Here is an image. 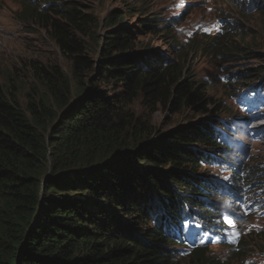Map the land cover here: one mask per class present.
Returning a JSON list of instances; mask_svg holds the SVG:
<instances>
[{
  "label": "trees",
  "instance_id": "obj_1",
  "mask_svg": "<svg viewBox=\"0 0 264 264\" xmlns=\"http://www.w3.org/2000/svg\"><path fill=\"white\" fill-rule=\"evenodd\" d=\"M20 1L21 15L45 23L81 79L72 89L70 77L54 67L58 83L47 84L48 96L29 95L25 109L0 81V264H180L176 253L167 252L170 243L185 245L176 238L183 229L177 228L169 242L165 217L173 220L183 193L199 200L203 189L213 186L197 171L219 165L212 122L228 108L209 96L208 81L187 67L186 55L193 47L200 53L215 50L220 60L232 57L235 40L242 37L240 23L226 17L225 29L214 37L170 43L179 56L170 58L137 45L136 30L163 35L171 25L148 2L126 1L122 10L99 20L74 0ZM129 16H137L138 23H128ZM100 27L96 69L88 46ZM222 77L233 83L238 75ZM107 82L120 90L110 94L101 86ZM141 95L151 103L171 101L174 109L215 115L147 142L152 131L121 105ZM254 167L243 172L252 181L258 178L255 185L263 173L251 172ZM164 211L159 219L156 213ZM175 214L181 224L189 217L185 208ZM255 250L264 249L244 242L233 258L247 264L244 259ZM190 254L194 264H221L200 247Z\"/></svg>",
  "mask_w": 264,
  "mask_h": 264
},
{
  "label": "rangeland",
  "instance_id": "obj_2",
  "mask_svg": "<svg viewBox=\"0 0 264 264\" xmlns=\"http://www.w3.org/2000/svg\"><path fill=\"white\" fill-rule=\"evenodd\" d=\"M57 3L59 0H52ZM135 3L138 0H74L79 2L80 7L87 13L92 14L99 20H104L108 13L114 9H121L124 7V2ZM253 0H139L151 11L163 16L165 19H170L173 24L167 27L163 35L145 34L142 31L136 30L137 45L141 48H150L152 51L164 53V56L170 58H178V51L171 45H190V40L204 35L213 37L221 28L220 19L224 17H232L236 23H240L238 31L242 37L235 40L238 45V50H233L227 57L218 59L215 55V50L209 51L206 49L205 53H200L193 47L186 55L185 63L190 67L194 74L199 78L206 80L209 77V96L213 100L221 102L223 106H227L226 110L220 111V116L225 117L226 112L230 110L232 113L240 112L239 104L244 103L246 92H237L233 89L234 95L231 96L232 88L249 87V83L258 79L262 74L264 75V0H259L262 6H256L252 3ZM23 5L20 0H0V81L9 87V90L16 93L23 108L27 106L29 95L39 99L43 96H48L47 84L58 83L59 79L55 73L52 74L53 68H58L62 73H65L71 79L72 89L79 86V79L72 73V61L65 55L57 45L52 37L50 29L42 21L32 19L30 14L27 17L21 15ZM126 21L130 24H137V16L126 17ZM239 25V24H237ZM104 28L100 27L95 33V38L91 45L89 44V57L96 63L95 68L98 69L99 53L103 39ZM192 38V39H191ZM83 39L90 40V38L83 37ZM205 40V39H204ZM190 47V46H189ZM188 47V48H189ZM187 48V46H184ZM246 52H248L246 54ZM250 58V59H249ZM228 60V62H226ZM257 71L256 73L254 71ZM238 75L235 82L231 83L223 80L222 76L229 74ZM97 72L95 71L96 75ZM62 76V75H60ZM253 76H257L254 78ZM253 77V78H252ZM102 87L106 88L110 94L120 90L119 87L114 86L112 82L103 83ZM116 87V88H115ZM77 98L74 96L73 100ZM125 110L131 115L133 120L140 121L146 127V130H151L152 135L148 137L147 142L159 139L166 136L168 132L177 129L189 122H198L210 116L215 115V112L210 110L206 114H198L194 109L188 107L182 109H174L172 102H149L144 95L135 98L132 97L129 102L121 104ZM211 108H213L211 106ZM231 115V113H229ZM250 156L254 158L248 161L246 158L241 157L238 161L247 166H257L260 168H253L252 172L262 171L261 186L264 187V142L252 146L249 150ZM131 155V151L127 154ZM227 160H231L227 158ZM143 167V166H142ZM48 172H50L48 170ZM198 174L206 175V177L220 178V183L227 180L228 174L225 169H216L210 165H202L197 171ZM258 180L255 179V181ZM260 195L259 191L256 190ZM186 194V193H183ZM203 195H205L203 193ZM261 196V195H260ZM159 197H156L155 203L158 202ZM165 199L164 201H166ZM180 207L175 211H180L186 203L189 204H202L204 200H197L196 198H180ZM167 211L156 213L158 218L161 219ZM127 219V218H125ZM262 223L264 217L261 218ZM169 216L165 217V226ZM218 222L227 223L220 216L216 218ZM123 221V220H122ZM237 225L236 228H239ZM246 242L254 243L258 248L264 249V236L259 234L249 235L243 240ZM178 243H170L168 245V254H177V251L182 253L181 258L176 256V260L180 264H194L191 262V254H184L188 248ZM185 251V252H184ZM264 250H255L254 256H258ZM206 254L210 257L215 256L221 264H238L236 258H233L235 252L228 250L222 246H216L206 249ZM250 255V256H251ZM257 264H264V257L259 256L255 259ZM196 264H202L197 262Z\"/></svg>",
  "mask_w": 264,
  "mask_h": 264
},
{
  "label": "clouds",
  "instance_id": "obj_3",
  "mask_svg": "<svg viewBox=\"0 0 264 264\" xmlns=\"http://www.w3.org/2000/svg\"><path fill=\"white\" fill-rule=\"evenodd\" d=\"M224 18H226V17H224ZM224 18H221L220 19V21L221 20H223ZM232 18V17H231ZM230 17L228 18V19H231ZM168 21H169V23L171 24V25H174L173 23L174 22H172L170 19H167ZM172 22V23H171ZM224 29H225V23H224ZM214 37V36H213ZM191 41V40H190ZM262 76V74L258 77V79L260 78ZM238 112V111H237ZM237 112H235V113H237ZM231 114H233V113H231ZM220 147V146H219ZM219 147H218V149H219ZM196 205H200V204H196ZM168 215V214H167ZM180 217V216H179ZM182 218V217H181ZM177 217H176V214H175V212H174V218H173V220H171V218L169 217V222H168V224H167V226H165V225H163V227H164V229L166 230L165 232L167 233V235H168V239H169V242L170 241H172V239L174 238V235L176 234L175 233V231H176V229H177V227L179 228V227H181V223H179L177 220ZM182 222V221H181ZM263 231V230H262ZM262 231H258V232H255V231H252L251 233H253V234H249V235H255V234H260V233H262ZM248 235V231L246 232V233H243L242 235H240V238H239V240L237 241V245H238V247H241V245L245 242V241H243L244 239H245V237H248L249 236ZM201 241H199V242H197L196 243V246H199V245H201ZM200 247V246H199ZM200 248H202V247H200ZM208 248H212V246H206L205 248H203V250H205L206 251V249H208ZM236 253V252H235ZM254 253V252H253ZM252 253V254H253ZM264 252H261V254L260 255H262ZM177 255L179 256V258H181V257H183L182 256V253L180 252V251H177ZM207 255V254H206ZM260 255H258V256H260ZM207 256H209V255H207ZM252 257H258V256H254V255H251ZM251 256H249V257H251ZM210 258H212L213 260H215V261H217L218 263H220L217 259H216V257L215 256H212V257H210ZM248 258V257H247ZM246 258V259H247ZM246 259H244V261H246ZM243 261V262H244Z\"/></svg>",
  "mask_w": 264,
  "mask_h": 264
},
{
  "label": "bare ground",
  "instance_id": "obj_4",
  "mask_svg": "<svg viewBox=\"0 0 264 264\" xmlns=\"http://www.w3.org/2000/svg\"><path fill=\"white\" fill-rule=\"evenodd\" d=\"M244 201H247V200H244ZM204 202H207V201L204 200ZM186 213L188 214L187 211H186ZM234 213H235V212H234ZM188 215H189V214H188ZM235 215H237V213H235ZM239 215H240V214H239ZM220 226H222V224H221V223H218V224H215V225H213V226H209L208 230H211V227H220ZM195 229H198V228L196 227ZM183 232H184V230H183ZM181 241L185 242V245H183V246H184L183 250L185 249V246L187 247V245H186L187 243L193 247V249L187 247V248H188V251H186V252H191L192 250L199 248V246H196V243H195L194 240L189 239V238H187V237H185L184 239H181ZM183 246H182V247H183ZM184 252H185V251H184ZM184 254H185V253H183V255H184Z\"/></svg>",
  "mask_w": 264,
  "mask_h": 264
},
{
  "label": "snow or ice",
  "instance_id": "obj_5",
  "mask_svg": "<svg viewBox=\"0 0 264 264\" xmlns=\"http://www.w3.org/2000/svg\"><path fill=\"white\" fill-rule=\"evenodd\" d=\"M228 223H229V224H231V223H232V221H231V220H229V221H228ZM237 235H238V234H237Z\"/></svg>",
  "mask_w": 264,
  "mask_h": 264
}]
</instances>
